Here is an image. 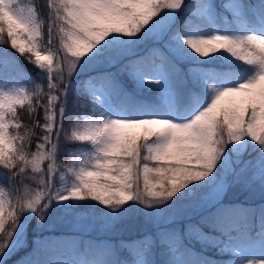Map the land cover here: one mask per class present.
I'll list each match as a JSON object with an SVG mask.
<instances>
[{"label": "snow or ice", "instance_id": "obj_1", "mask_svg": "<svg viewBox=\"0 0 264 264\" xmlns=\"http://www.w3.org/2000/svg\"><path fill=\"white\" fill-rule=\"evenodd\" d=\"M45 7L0 0V264H50L13 259L49 218L107 230L133 212L158 239L131 260L82 241L60 264H157V246L161 264H264V0Z\"/></svg>", "mask_w": 264, "mask_h": 264}, {"label": "trees", "instance_id": "obj_2", "mask_svg": "<svg viewBox=\"0 0 264 264\" xmlns=\"http://www.w3.org/2000/svg\"><path fill=\"white\" fill-rule=\"evenodd\" d=\"M186 2H192L195 3L197 0H186ZM217 3H220V0H216ZM36 3L38 5V10L45 20L47 19L46 13L47 8L45 7V0H36ZM9 51L12 50L9 48ZM19 64L23 68V70L30 76L31 78H36L37 70L32 67V65L28 64L23 57L19 58ZM119 66L116 68H113L112 72H116ZM28 77H26L27 79ZM122 80L126 81L127 88L130 92H133L134 95H137L138 97L143 98L146 96V93H139L135 92V85L132 83H129L128 81L130 79L127 78V76H121ZM26 115V114H25ZM22 120L25 123H28L30 121L24 120V117H22ZM78 145H75L77 147ZM241 194L240 190L235 189L231 190L228 193V198L231 200H235L237 202H242L245 205L248 204H257L259 200H256L255 198L249 196H241L236 197ZM92 219V218H90ZM89 220V219H86ZM49 223L52 224V227L50 230H42V231H35L33 232L31 229L28 233V240H29V246L25 249H22L17 253V256H14L13 259H19V258H27L31 260H43L48 261L50 264H60L62 261H67L69 259L76 260L78 257L82 258V256H78L75 252L72 251L71 246H76L77 248L80 247L81 242L83 241L84 245H92L93 248L96 247H115L118 257L121 260H131L132 255L129 251L130 248L133 247L132 242H143V238L145 236H151L154 239H158V237L155 234V230L153 229V224L150 223L147 219L144 218V215L142 212H133L131 215L127 217V219L123 222L122 228L126 232H131L130 235L123 236L125 238L122 239V242L116 241L115 243L111 244L105 243L101 241V239L96 238L94 235L90 234H83L74 231L73 229L68 231L67 226L71 224L68 220H57L54 217L49 218ZM33 226L35 224V221L32 222ZM143 230V231H142ZM146 230V231H144ZM39 236V241L32 242L35 237ZM193 255L196 251H199L200 245L193 243L191 245ZM84 249H81V252H83ZM89 258L91 256L89 255ZM151 259H154L157 264H161L162 261L168 259L165 249L163 247L157 246L153 248L152 255L150 257ZM236 257L232 254L224 255L223 257H220V264H231V260L235 259Z\"/></svg>", "mask_w": 264, "mask_h": 264}, {"label": "rangeland", "instance_id": "obj_3", "mask_svg": "<svg viewBox=\"0 0 264 264\" xmlns=\"http://www.w3.org/2000/svg\"><path fill=\"white\" fill-rule=\"evenodd\" d=\"M36 6H37V3H36ZM37 8H38V6H37ZM112 70H113V68L112 69H109V71H112ZM128 82L129 83H132L131 80H129ZM81 99L84 100V101H87L89 98L87 96H83L82 95L81 96ZM77 147L87 148V145H78ZM235 189H238L241 192V194L239 196H237V194L234 193V195L236 197H241V196H247V197H249V196H251V197L255 198L256 200H259V194L258 193L255 194V195H253L250 192H246L244 190H241L239 187H237ZM235 189H233V190H235ZM126 219L127 218L121 220L120 222L116 223L110 229H107V230H103L101 228V225H102L103 222L101 220H97V219H89V220H83V221H81L83 227L80 228V229H76V228H74L72 226V224H70V225L67 226V230L70 231V230L73 229L74 231L79 232V233L94 235V236H96V238L101 239V241H103L105 243H109L110 242L111 244H113V243H115V240L122 242V239L125 240V238L123 236H127V235H130L131 234V232H126L122 228V224H123V222ZM153 229L155 230L154 232H155V234L157 236L158 229H157V227L155 225H153ZM47 230H50V229H47ZM144 231H146V230H144ZM39 240H40L39 239V236H38V239H37V237L34 238V241H39ZM28 246H29V244H28ZM27 247H25V248H27ZM25 248H23V249H25ZM71 249H72V246H71ZM77 259H80V257H78Z\"/></svg>", "mask_w": 264, "mask_h": 264}]
</instances>
